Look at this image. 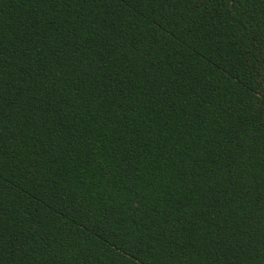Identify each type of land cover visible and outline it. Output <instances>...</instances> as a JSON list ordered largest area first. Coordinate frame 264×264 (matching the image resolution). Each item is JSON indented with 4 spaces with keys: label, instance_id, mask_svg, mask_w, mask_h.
<instances>
[{
    "label": "trees",
    "instance_id": "16d2710c",
    "mask_svg": "<svg viewBox=\"0 0 264 264\" xmlns=\"http://www.w3.org/2000/svg\"><path fill=\"white\" fill-rule=\"evenodd\" d=\"M0 264H264V0H0Z\"/></svg>",
    "mask_w": 264,
    "mask_h": 264
}]
</instances>
